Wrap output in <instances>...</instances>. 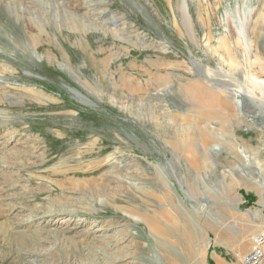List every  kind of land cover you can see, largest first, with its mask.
<instances>
[{
    "label": "rangeland",
    "instance_id": "374dc122",
    "mask_svg": "<svg viewBox=\"0 0 264 264\" xmlns=\"http://www.w3.org/2000/svg\"><path fill=\"white\" fill-rule=\"evenodd\" d=\"M0 208V264H245L264 0H0Z\"/></svg>",
    "mask_w": 264,
    "mask_h": 264
},
{
    "label": "bare ground",
    "instance_id": "6f19581e",
    "mask_svg": "<svg viewBox=\"0 0 264 264\" xmlns=\"http://www.w3.org/2000/svg\"><path fill=\"white\" fill-rule=\"evenodd\" d=\"M17 2V1H16ZM18 3V2H17ZM12 4V3H10ZM253 76V79L250 80L252 87H248V90H246L247 92L253 90V88H257V87H261L263 84H260L259 81L256 80L257 77ZM205 83L201 82L199 80H193L191 82H189L188 85L185 86L184 88V92L189 95L193 100L200 102L202 105H209V106H219V107H225L228 108V104L227 102H225V100L219 95V91L215 88H208L206 86H204ZM222 89V88H221ZM250 89V90H249ZM224 91V90H223ZM221 92V91H220ZM251 94V92H250ZM188 149L191 150V145L187 146ZM53 183V182H52ZM73 183V182H72ZM70 184V182H69ZM52 201V200H51ZM54 201V200H53ZM51 203V202H50ZM1 209V208H0ZM4 224L0 225V231L1 234H3L4 231ZM9 233V232H8ZM264 233V232H263ZM262 233V234H263ZM32 236V235H31ZM260 236V235H259ZM257 236L254 239V242H256L255 240H257V238L259 237ZM3 239V238H2ZM28 242L26 241H19L18 245H19V249H23L24 247H26L27 245H36L37 244V239L35 238H27ZM264 241V239H263ZM5 242V241H4ZM14 242V241H13ZM17 244V243H16ZM260 247H262L264 249V242L259 244ZM248 255L245 254L243 257V261L244 258H246V256ZM264 262V261H263ZM264 264V263H261Z\"/></svg>",
    "mask_w": 264,
    "mask_h": 264
},
{
    "label": "built area",
    "instance_id": "2783aa9c",
    "mask_svg": "<svg viewBox=\"0 0 264 264\" xmlns=\"http://www.w3.org/2000/svg\"><path fill=\"white\" fill-rule=\"evenodd\" d=\"M264 239V233L261 234L260 236L257 238V240H255V244L253 245L252 249L248 252V255L246 256V258H244V263L245 264H261L264 263V249L262 247H260V243H263Z\"/></svg>",
    "mask_w": 264,
    "mask_h": 264
},
{
    "label": "crops",
    "instance_id": "0c3cea01",
    "mask_svg": "<svg viewBox=\"0 0 264 264\" xmlns=\"http://www.w3.org/2000/svg\"><path fill=\"white\" fill-rule=\"evenodd\" d=\"M259 228H260V226H259ZM259 228H258V229H259Z\"/></svg>",
    "mask_w": 264,
    "mask_h": 264
}]
</instances>
